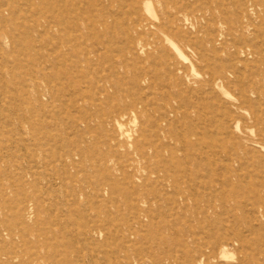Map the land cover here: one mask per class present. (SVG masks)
Returning a JSON list of instances; mask_svg holds the SVG:
<instances>
[{"label":"rangeland","instance_id":"1","mask_svg":"<svg viewBox=\"0 0 264 264\" xmlns=\"http://www.w3.org/2000/svg\"><path fill=\"white\" fill-rule=\"evenodd\" d=\"M214 1L0 0V264H264V0Z\"/></svg>","mask_w":264,"mask_h":264},{"label":"bare ground","instance_id":"2","mask_svg":"<svg viewBox=\"0 0 264 264\" xmlns=\"http://www.w3.org/2000/svg\"><path fill=\"white\" fill-rule=\"evenodd\" d=\"M37 1V0H36ZM58 1H60V0H58ZM39 2V1H38ZM213 2H215L214 0H213ZM247 2V1H246ZM24 3V2H23ZM26 3V2H25ZM36 3V2H35ZM183 3H184V1H183ZM16 4V3H15ZM148 4V3H147ZM264 4V3H263ZM187 5V4H186ZM35 6V5H34ZM124 6V5H123ZM245 7H246V5H245ZM8 8H10V7H8ZM7 8V9H8ZM17 8V7H16ZM15 8V9H16ZM21 8V7H20ZM138 8H139V6H138V4H134L133 5V8H132V12H133V14H135V16L138 14ZM17 9H19V8H17ZM123 9H124V7H123ZM258 9V8H257ZM24 10V9H23ZM22 10V11H23ZM26 10V9H25ZM31 10V9H30ZM113 10V9H112ZM180 10V9H179ZM145 11V10H144ZM148 11H150V10H148ZM243 11V10H242ZM255 11V10H254ZM176 15L178 14V13H175ZM29 15V14H28ZM1 18V17H0ZM239 19V18H238ZM242 19V18H241ZM139 20H141L140 18H139ZM185 20V19H184ZM243 20V19H242ZM241 20V21H242ZM1 21V20H0ZM3 21V20H2ZM133 25H135L136 27H137V29H143L144 27H143V25H141V22L140 21H138V20H134L133 21ZM174 26H175V23L173 24ZM212 25V24H211ZM212 27V26H211ZM239 27V26H238ZM237 27V28H238ZM181 34H182V32H181ZM98 35V34H97ZM172 35V34H171ZM180 36V35H179ZM189 39H191V38H189ZM97 40V39H96ZM95 40V43L97 42ZM14 41V40H13ZM17 41V40H16ZM15 41V42H16ZM99 44V43H98ZM97 44V45H98ZM30 45V44H29ZM78 45V44H77ZM76 45V46H77ZM97 45H95V46H97ZM129 45V44H128ZM127 45V46H128ZM139 45V44H138ZM141 45V44H140ZM169 45V44H168ZM60 46V45H59ZM69 46V45H68ZM25 47V46H24ZM51 47V46H50ZM54 47V46H53ZM129 47V46H128ZM135 47V46H134ZM170 47V46H169ZM73 50V49H72ZM134 50V49H133ZM36 52V51H35ZM61 52V51H60ZM97 52V51H96ZM137 52V51H136ZM69 57V56H68ZM119 58H121V57H119ZM118 58V59H119ZM123 58V57H122ZM19 59V58H18ZM124 59V58H123ZM130 59V58H129ZM25 60V59H24ZM81 62V61H80ZM50 63V62H49ZM64 63V62H63ZM34 67V66H33ZM64 67V66H63ZM36 68V67H35ZM61 68H62V65H61ZM70 68V67H69ZM73 69V68H72ZM72 71V70H71ZM55 72V71H54ZM78 73V72H77ZM82 73V72H81ZM102 73V72H101ZM192 73V72H191ZM79 74V73H78ZM210 74V73H209ZM108 75V74H107ZM106 75V76H107ZM33 77V76H32ZM53 77V76H52ZM82 77V76H81ZM108 77H110L109 75H108ZM26 78V77H25ZM107 79V78H106ZM115 81H116V79L115 78H113ZM33 80V79H32ZM81 81V80H80ZM111 81V80H110ZM73 82V81H72ZM100 82H102V80L100 81ZM112 82V81H111ZM185 82V81H184ZM89 83V82H88ZM115 83V82H114ZM70 84V83H69ZM72 84V83H71ZM111 84V83H110ZM113 84V83H112ZM111 84V85H112ZM73 85V84H72ZM71 85V86H72ZM91 86V85H90ZM89 86V88H91ZM92 86H94V85H92ZM130 86V85H129ZM103 87V86H102ZM110 87V86H109ZM240 87V86H239ZM132 88V87H131ZM133 88H135V86L133 87ZM133 88H132V90H133ZM137 88V87H136ZM135 88V89H136ZM163 88V87H162ZM264 88V87H263ZM83 89H84V87H83ZM86 89V88H85ZM92 89H93V87H92ZM110 89H112V88H110ZM131 91V90H130ZM135 91V90H134ZM100 92V91H99ZM133 92V91H132ZM91 93V92H90ZM103 93V92H102ZM106 93V92H105ZM109 93V92H108ZM136 93V92H135ZM135 93L133 94V95H135ZM97 94V93H96ZM201 94V93H200ZM92 95V94H91ZM107 95V94H106ZM202 95V94H201ZM104 96V95H103ZM142 96V95H141ZM134 97V96H133ZM108 98V97H107ZM135 98V97H134ZM135 99H137V98H135ZM175 99V98H174ZM105 100H107V99H105ZM141 100V99H140ZM144 100V99H143ZM96 101H98V99L96 100ZM133 101H131V102H127L126 103V105H123L122 107L121 106H119V107H116L111 113H110V117H109V119H110V124L113 126V127H115V126H118V127H121L122 126V122H121V119H120V117L124 114V115H129L130 114V112H134V113H137V110H136V106L132 103ZM138 102V101H137ZM144 102V101H143ZM97 103V102H96ZM106 103V102H105ZM209 103V102H208ZM98 104V103H97ZM107 104V103H106ZM114 105L115 104H113V107H114ZM180 105H182V104H180ZM97 106V105H96ZM186 106V105H185ZM112 109V108H111ZM214 116V115H213ZM185 118V117H184ZM193 120H194V118H193ZM173 121V120H172ZM174 122V121H173ZM193 122V121H192ZM196 125H197V123H196ZM198 131V130H197ZM200 133H201V131H200ZM183 136V135H182ZM185 136L187 137V138H189V137H191V136H195V134L194 133H192V131L191 130H188L187 132H186V134H185ZM184 139V138H183ZM183 141V140H182ZM187 143V142H186ZM166 144V143H165ZM188 144V143H187ZM180 147V146H179ZM205 148V147H204ZM213 149V148H212ZM182 150V149H181ZM262 150V149H261ZM194 151V150H193ZM143 158V157H142ZM262 159V158H261ZM164 161V160H163ZM219 172V171H218ZM207 174L208 175H211V176H215L216 174H217V171H215V170H210V171H208L207 172ZM196 178V177H195ZM243 181V180H242ZM174 186H177V183H175V185ZM261 189V188H260ZM261 191H262V189H261ZM179 193V192H178ZM186 199V198H185ZM184 199V200H185ZM245 206V205H244ZM139 226V225H138ZM254 227V226H253ZM18 228V227H17ZM260 230V229H259ZM263 232V231H262ZM259 233H261V231L259 232ZM223 235L224 236H226V237H228V233L227 232H221L220 234H218V233H215L214 232V237H217V240L215 241H213V242H207V244H208V249H209V251H210V254H211V256L213 257V259H216L218 256L220 257V258H226V250H227V248H228V246H229V244H228V241H223V242H219V238H222L223 237ZM261 236L263 237L264 235H262V233H261ZM260 236V237H261ZM239 244H240V246L242 247V245H241V240H238L237 241ZM259 242V241H258ZM57 254V253H56ZM254 257V256H253ZM202 260V259H201ZM192 261V260H191ZM201 262V261H200ZM198 263V262H197ZM246 263V262H245ZM199 264H202V263H199Z\"/></svg>","mask_w":264,"mask_h":264}]
</instances>
